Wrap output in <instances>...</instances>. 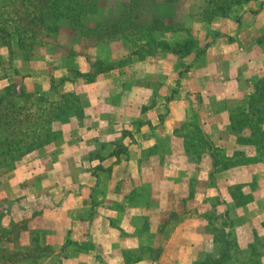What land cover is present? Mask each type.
I'll return each mask as SVG.
<instances>
[{"label":"rangeland","instance_id":"obj_1","mask_svg":"<svg viewBox=\"0 0 264 264\" xmlns=\"http://www.w3.org/2000/svg\"><path fill=\"white\" fill-rule=\"evenodd\" d=\"M31 1L0 0V16H9L8 28L16 33L9 42L0 41V97L14 86L19 94L49 101L76 95L83 115L56 124L58 139L47 147L28 154L14 167L0 168V185L15 169L29 164L33 167L53 148L61 146L66 134L72 138L71 133L77 129L96 123L91 118L95 112L113 123L106 109L120 106L122 94L136 83L138 95L147 94L146 89L150 92L134 99L144 105L143 110L163 106V113L157 116L162 128L175 103L181 110L180 103L187 101L189 108L176 121L177 134L175 130L172 134L163 132L155 146L140 151L138 176L130 174L136 170L130 167L123 182L114 186L109 173L99 174V191L93 200L99 212L105 208L114 212L112 226L117 232L112 237L102 239L97 227L91 232L85 227L65 226L66 234L60 233L61 227L50 226L54 221H63L51 216L50 209L57 210L60 204L53 197L50 200L49 194L35 195L34 199H2L0 264H132L135 257L122 252L111 254L116 241V248H126L119 242L121 231L128 236L127 246L141 243L147 261L196 264L203 255L217 252L211 226L215 210L222 215L229 211L227 220L220 216L214 221L226 223V233H232L228 264H264V144L263 148L239 146L230 121L238 108L248 107L252 92L237 106V85L235 90L224 93L215 87L204 99L199 96V87L189 88L190 80L202 74L200 68L216 80L217 67L211 52L215 47L227 50L237 44V36L229 34L237 31L238 15L251 3L256 9L264 6V0L236 6L226 16L210 22L200 15L207 0H176V7L159 2L146 5L141 0H61L57 7L64 13L61 18L54 14L53 2L42 18L27 7ZM25 23L37 37L21 46L20 39L28 34ZM184 41L194 43L193 53L185 58L169 54L161 45ZM98 60L112 68L99 72L93 82L80 76L94 74ZM196 68L198 73L193 74ZM190 73L192 77L187 78ZM259 74L254 84L264 77V67L259 66ZM221 82L215 85L221 86ZM207 108L217 114L205 113ZM196 127L212 142V138L215 140L213 154L202 144ZM237 151L254 157V163L239 164ZM83 162L84 172L102 169ZM239 186L248 197L247 204H237L244 201L242 194H238L239 200L232 196ZM107 190L109 195L103 192Z\"/></svg>","mask_w":264,"mask_h":264},{"label":"crops","instance_id":"obj_2","mask_svg":"<svg viewBox=\"0 0 264 264\" xmlns=\"http://www.w3.org/2000/svg\"><path fill=\"white\" fill-rule=\"evenodd\" d=\"M254 6L256 5L249 4L246 7L248 9L238 15L240 22L237 21V31L229 34L230 37L237 36V44L231 48L228 47L227 50H222L223 47H215L211 52L214 54L213 60H211L217 67L215 75L217 77L225 74L228 76H223L220 79L216 77V80L213 81L209 76H206L207 71L200 68L202 74L190 80L189 88L191 86L195 89L199 87V96L202 99L208 98L209 91L215 87H219L218 90L224 93L235 90L234 86L237 85L238 106L239 101L249 96L255 85L254 82L261 77L259 66L264 67V6L259 5L257 9ZM219 44L221 43H216L217 46ZM198 70L196 68L193 74H197ZM191 75L192 73L187 78H190ZM233 75L234 77H232ZM220 80L223 81L221 86L215 85V82ZM136 85L137 83L122 94L120 106L112 107L109 111L106 109L107 114L113 117V123H110L111 119L108 118L107 120L97 111L91 116L96 123H92L89 127L77 129L75 133H71L72 138L66 134L62 145L53 148L49 155L44 156L33 167L31 164H29L30 166L24 165L11 172L0 185V200L17 197L34 199L33 196L35 195L49 194L50 200L53 197L55 202L60 204L56 205L57 210L50 209L51 216H57L63 220L59 223L55 221L50 223V226H55L58 229L61 227L63 230L60 229V233L66 234L65 226L79 229L85 227L91 232L92 230L97 231L95 228L97 227L102 239L112 237L117 232V228L112 226L115 218L114 212L111 214L110 208H105L103 212H99V208L95 206L93 200L99 191L98 178L101 176L99 174L109 173L115 183L114 186L123 182L130 167L136 168L132 173L129 171L130 174L138 176L141 160L140 151L155 146L157 138L163 132L166 134L174 133L176 121L181 120V116L189 108L187 101L180 103L181 110L176 108L178 103H175V108L171 110L168 120L162 128L158 125L157 116L163 113V106H155L148 111L143 110L144 105L136 103L134 99L148 96L150 92L146 89L147 94L140 96L138 95L139 87ZM132 101L133 105H131ZM204 102L207 105L205 100ZM205 113L217 114L208 108ZM212 140L215 142L213 138ZM83 161H88L91 168L92 166H102V169H98L96 172H94L95 169L84 172ZM80 179L87 180V182H79ZM90 180L93 182L90 183ZM103 192L109 195L108 190ZM108 195L106 197L109 198ZM114 196L115 192H113L115 199ZM121 230H123V226H121ZM122 234L121 231L119 242L121 247L126 246V248H116L114 246L118 244L116 241L112 245V250L110 249L111 254L122 252L123 255L135 257L137 260L132 264H158L156 260H146V252L140 248L141 243L138 246H127L126 239L128 236ZM170 244L171 240L166 248H169ZM174 246L177 248V244ZM164 253L166 251L161 252V255L158 256L162 257Z\"/></svg>","mask_w":264,"mask_h":264},{"label":"trees","instance_id":"obj_3","mask_svg":"<svg viewBox=\"0 0 264 264\" xmlns=\"http://www.w3.org/2000/svg\"><path fill=\"white\" fill-rule=\"evenodd\" d=\"M143 4L148 5L149 2L156 5H167L169 7L179 6L176 0H141ZM251 0H207L201 16L204 21L210 22L215 18L226 16L236 6H241ZM53 2V10L56 16L63 17L64 13L57 7L61 0H32L31 4L27 6L32 8L34 12L40 17L44 18L46 15L47 6L50 8V3ZM93 6H96L93 4ZM153 9V8H152ZM16 11L21 12V9ZM157 14V12L155 13ZM156 17L153 19V23ZM69 20V19H66ZM40 21V20H39ZM42 23V21H40ZM152 23V24H153ZM155 26L158 24L155 21ZM11 25L9 16L7 19L0 16V41H8L12 38L14 31L8 28ZM163 28V27H156ZM25 30L28 33L25 37L20 39L21 46H27L25 42L30 39H36L34 30L27 27L25 23ZM25 33V32H24ZM29 34L32 36L28 37ZM163 49L169 54L185 58L193 53V41H184L171 45L162 42ZM24 49V47H22ZM97 70L94 74H81L80 76L89 77V82H93L96 76L101 71H107L112 68L111 65H105L101 60L97 62ZM96 68V67H95ZM99 68V70H98ZM79 74V72H77ZM66 80V79H65ZM63 80V81H65ZM18 89L10 87L7 89L6 96L0 97V130L3 133V138L0 140V168L14 167L28 154L47 147L53 141L58 139L57 131L54 126L58 123H65L74 117L79 119L83 115L82 105L78 101L76 95H69L67 98L63 97V101H49L45 97L35 98L33 95L18 93ZM67 121V122H68ZM231 128L237 133V144L242 147H257L263 148L264 144V77L255 83L252 93L249 96V103L247 108H238L237 111L230 117ZM197 128L199 138L202 144L213 154L216 150L214 143L207 138L205 133ZM178 130H175V134ZM243 151H237V162L239 164L254 163V157H245ZM214 157V155H212ZM216 166V160H215ZM241 186L233 193V198L238 199V194L244 196V201H237V204H247L248 197L243 195ZM239 200V199H238ZM214 219L211 221L212 230L214 233L215 254H205L196 264H228L230 262L231 244L230 241L232 233H226L227 224L219 225L216 219L220 216L229 218V211L224 215L214 211ZM231 227V226H230Z\"/></svg>","mask_w":264,"mask_h":264}]
</instances>
